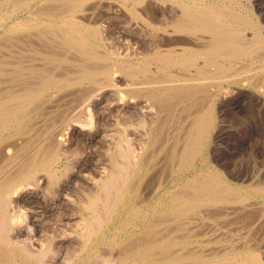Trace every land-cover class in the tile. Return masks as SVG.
<instances>
[{"label": "bare ground", "instance_id": "bare-ground-1", "mask_svg": "<svg viewBox=\"0 0 264 264\" xmlns=\"http://www.w3.org/2000/svg\"><path fill=\"white\" fill-rule=\"evenodd\" d=\"M32 1L16 0L26 16L7 30L29 49L0 43V264H264L243 235L207 248L226 230L206 220L264 214V180L211 162L225 104L250 93L264 106L257 6ZM153 160L179 178L160 195L147 192Z\"/></svg>", "mask_w": 264, "mask_h": 264}, {"label": "rangeland", "instance_id": "rangeland-1", "mask_svg": "<svg viewBox=\"0 0 264 264\" xmlns=\"http://www.w3.org/2000/svg\"><path fill=\"white\" fill-rule=\"evenodd\" d=\"M240 1L245 3V4H247L248 2L254 3L257 6L259 14L264 18V0H240ZM46 4L50 5V2L48 0H33L31 3V5H32L31 9H36V8L42 9L43 7H45ZM17 6H18V4L16 3V0H3L2 1V7H1L3 12H5L7 15H5L6 17H4L0 20V43L2 44V50L9 52L10 54H13V55L18 54V50L29 49L28 46H24L23 48H17L16 46H14L13 42L9 41V38H13V35H11L7 32V30L9 29V24L13 21H17V20L21 19L22 17L26 16V9L24 7L18 8ZM113 21L109 20L107 22L111 23V26H112L114 32L117 33V31H119L118 30L119 20L118 21L115 20L114 22ZM113 26H115V27H113ZM23 36L26 37L25 35H23ZM2 50L0 52H2ZM3 83L5 84L7 82L5 81ZM248 95L249 96H246L241 101H238L235 104H231V103L225 104V111L227 113L226 114L227 118L226 117L224 118L225 122L223 120L224 123H222L223 124L222 126H224V127H222V129H221L222 135H221L220 139L218 140V142L215 146V149H214L220 159L219 160H211V162L217 168H220L225 174L239 178V181L245 180V183H251V182L260 181V179H261L260 182H262V180H264V106L261 103H260V105L257 104V101L254 99L255 98L254 94L250 95V93H248ZM226 96L227 95H225V94H223L221 96V98L224 99L225 102L227 101L226 99L230 98V95H228L227 97ZM46 110L47 109H43L42 112H46ZM48 117H49V119H48ZM50 118H51L50 115L46 116L45 114H42L41 119H43V120H41V121H44V122L50 121L51 122ZM75 140H78V138L76 137ZM155 161L157 162L158 160H155ZM155 161L153 160V162L151 163L152 168L154 170H156L155 172L159 173V171L163 168L165 169L164 170L165 172L169 170L168 171L169 176L166 175L167 173L165 174V172L163 173V171L161 170L159 174L155 173V174H157V176L160 175V178H159V176L156 178V176L153 175L154 170H152V168L151 169L149 168L150 169V172H149L150 175L148 174V179H149L150 191H147V192L151 193V191H154L155 188H158L161 185L159 187L160 189L157 190L158 195H160L163 192H165V190L173 189L172 186L174 185L176 180L178 181L179 178L175 179L174 176H171L170 169L169 168L167 169V167H169V166L167 165L166 160H160L158 163H156ZM161 161H165V162H163V165L161 164L162 163ZM165 163H166V165H165ZM165 166H166V168H165ZM157 167L160 170L157 171ZM152 172H153V174H152ZM164 174H165V176H164ZM152 175H153V177H151ZM149 176H150V178H149ZM166 176L169 178H167ZM163 177H165V179ZM171 179L173 181H171ZM156 180H158V182ZM159 181H161V182H159ZM154 182L155 183L157 182V183L155 184ZM158 183H161V184L159 185ZM153 184L155 185L154 187L152 186ZM149 185L147 186V189H149ZM159 191H161V193ZM257 202L260 206V200H257ZM258 204H256V205H258ZM257 208H258V206H257ZM204 212H206V211H204ZM224 214H226V212ZM224 214L223 213L219 214V215H222L221 216L222 218L215 216L216 218L214 217L213 219H211V218L206 219V220H208V222L213 221L212 224L214 223L213 224L214 226H212V227L216 228L218 233H222L223 230L224 231L226 230V233H228V234H226L223 231V233H225V235L222 233L223 234L221 236L222 238L220 237L221 240H219V238H218V242H216L217 239L216 240L211 239V244L209 243V246L207 248H209L210 246H212L211 249H213L216 246H217V248H219V246L220 247L223 246L221 244L226 243V242H228L227 244L235 243L236 241L241 242L240 240H243L247 237L248 239H252L254 241L257 240V242H259L260 248H262V250L264 249V214L263 215L261 213L258 214V212H257L258 215L253 219H246L245 217H242V219H241L242 215L241 216L235 215L236 216L235 217L233 214L228 215L226 218V217H224ZM255 214H256V212H255ZM219 215H217V216H219ZM261 216H263V217H261ZM235 218H237V219H235ZM218 219L219 220L222 219L220 224H219L220 221ZM223 219H225V220H223ZM259 219H261V220H259ZM228 220H230V221L228 222ZM236 220L239 223H237ZM238 220H240V221H238ZM247 220H249V221H247ZM231 221H234V222H231ZM245 223H246V225H245ZM208 226H211V225L208 224L207 227ZM208 229H210V228H208ZM227 229L229 231H227ZM242 235H243V237L244 236L245 237L243 238ZM260 236H261V238L259 239L258 237H260ZM225 237H227V238H225ZM202 238L203 237L199 238V243H197L196 245H199V244H202V246L204 245L205 242L202 241ZM221 242H223V243H221ZM104 250H103V252L109 251V249H107V250L104 249Z\"/></svg>", "mask_w": 264, "mask_h": 264}]
</instances>
